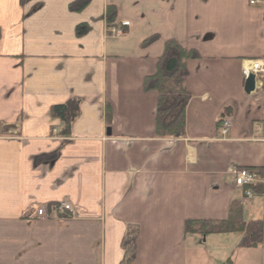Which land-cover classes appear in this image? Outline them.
<instances>
[{
	"label": "crops",
	"instance_id": "0c3cea01",
	"mask_svg": "<svg viewBox=\"0 0 264 264\" xmlns=\"http://www.w3.org/2000/svg\"><path fill=\"white\" fill-rule=\"evenodd\" d=\"M77 1L0 0V264H120L128 227L138 229L132 264H264V241L244 249L240 234L185 233L191 220H226L236 202L246 222H264V188L245 201L230 174L264 178V88L246 94L242 74L264 60V0H89L72 10ZM109 6L130 23L123 36L107 33ZM170 39L199 55L177 139L156 135L157 94L144 89ZM74 99L80 116L64 137L51 109ZM63 201L73 217H35Z\"/></svg>",
	"mask_w": 264,
	"mask_h": 264
},
{
	"label": "trees",
	"instance_id": "16d2710c",
	"mask_svg": "<svg viewBox=\"0 0 264 264\" xmlns=\"http://www.w3.org/2000/svg\"><path fill=\"white\" fill-rule=\"evenodd\" d=\"M89 0H78L71 4L72 10H82ZM117 11L114 6H109L106 13L107 28L120 27L116 23ZM127 28H123L125 31ZM89 26L82 23L76 27L77 37H83L88 33ZM0 29V40H1ZM155 37L148 38L144 46L152 44ZM199 55L194 50L185 49L177 40L170 39L165 42L163 56L159 59L157 72L144 80V89L157 94L156 109V135L160 138H182L185 135V111L191 99L187 89L188 62L198 59ZM81 101L70 100L61 105L53 106L51 116L61 122V136L69 137L75 121L80 116ZM107 112H110L107 107ZM111 114L107 118L110 120ZM246 188L245 190H247ZM255 193H261V185L251 187ZM185 233L191 235H242L238 244L239 248H257L264 241V222L261 220L246 222L244 220V208L240 202L232 205L226 220H191L185 223ZM138 229L128 227L122 240L121 247L124 255L120 264H132L136 257V238ZM225 264H232L229 259Z\"/></svg>",
	"mask_w": 264,
	"mask_h": 264
},
{
	"label": "built area",
	"instance_id": "2783aa9c",
	"mask_svg": "<svg viewBox=\"0 0 264 264\" xmlns=\"http://www.w3.org/2000/svg\"><path fill=\"white\" fill-rule=\"evenodd\" d=\"M254 3V2H252ZM124 26H128V23H124ZM112 34L120 35L121 32L117 30H113ZM250 72L256 74L259 77L260 86H263L264 80V61H254L251 66L245 68L243 74L247 77ZM231 128V124L227 121L223 122L221 127V134L226 136L229 129ZM231 175L234 178L235 184L237 187H244L256 184L258 182V176L256 172L247 170V169H233L231 170ZM247 196H252V191L247 192ZM73 208L71 204L68 202H63L59 205L53 207H42L37 211V217L43 220H51V221H60L66 219L68 216L73 215Z\"/></svg>",
	"mask_w": 264,
	"mask_h": 264
},
{
	"label": "water",
	"instance_id": "95a60500",
	"mask_svg": "<svg viewBox=\"0 0 264 264\" xmlns=\"http://www.w3.org/2000/svg\"><path fill=\"white\" fill-rule=\"evenodd\" d=\"M244 90L248 95L255 92L256 82H255V76L253 74H250L249 77L246 79Z\"/></svg>",
	"mask_w": 264,
	"mask_h": 264
},
{
	"label": "rangeland",
	"instance_id": "374dc122",
	"mask_svg": "<svg viewBox=\"0 0 264 264\" xmlns=\"http://www.w3.org/2000/svg\"><path fill=\"white\" fill-rule=\"evenodd\" d=\"M245 249V248H244ZM232 255V254H231ZM231 255L229 256L231 258ZM232 261V260H231Z\"/></svg>",
	"mask_w": 264,
	"mask_h": 264
}]
</instances>
